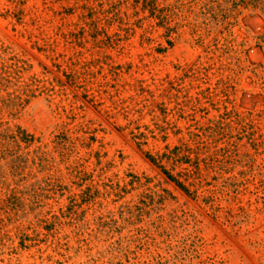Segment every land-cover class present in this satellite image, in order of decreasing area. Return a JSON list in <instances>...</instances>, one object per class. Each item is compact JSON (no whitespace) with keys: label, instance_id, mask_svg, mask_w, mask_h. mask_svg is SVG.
I'll use <instances>...</instances> for the list:
<instances>
[{"label":"rangeland","instance_id":"obj_1","mask_svg":"<svg viewBox=\"0 0 264 264\" xmlns=\"http://www.w3.org/2000/svg\"><path fill=\"white\" fill-rule=\"evenodd\" d=\"M21 2L23 16L16 0H0V66L17 58L27 67L0 91V264H264V0ZM98 52L182 86L200 101L201 125L221 120L237 136L252 171L240 174L244 162L225 175L235 177V199L221 196L215 213L186 194L138 148L135 125L119 130L83 97L63 56ZM20 86L29 92L19 105ZM145 114L139 122L151 123ZM63 133L75 141L69 158ZM78 164L92 179L73 177ZM107 178L133 190L106 196ZM90 186L92 199L83 194ZM144 193L154 210L126 222L122 205Z\"/></svg>","mask_w":264,"mask_h":264},{"label":"trees","instance_id":"obj_2","mask_svg":"<svg viewBox=\"0 0 264 264\" xmlns=\"http://www.w3.org/2000/svg\"><path fill=\"white\" fill-rule=\"evenodd\" d=\"M21 1L16 0L15 14L23 16ZM19 19L22 20L21 17ZM25 25L27 26L26 23ZM28 32L30 36L33 35L31 30ZM77 56L78 53L72 54L66 61L63 56L62 62L66 66L64 75L82 90L86 100L113 120L119 130L125 131L135 125L130 132L132 139L169 180L189 196L201 197L215 213L220 210L216 202L220 201L221 196H229L230 199L237 197L235 177L225 178V175L243 167L244 162L249 169L241 171L240 174H249L252 167L248 164V155L244 154V146L236 140L237 136L228 131L221 120L214 121L213 126L201 125V122L196 120L195 115L200 111L199 99L191 97L182 86L159 75L150 74L149 78L137 76L144 75L141 66L132 62L117 63L110 54L98 52L86 60ZM11 60L13 62L10 64L0 66V91L14 86L16 83L13 81V75L20 78L21 73L27 70L25 62L17 58ZM16 91L18 95L8 93V96H13L14 103L20 105L23 96L28 95L29 89L20 86ZM154 102L156 104L153 106ZM146 112L151 117V123L141 124L139 121L145 118ZM180 122L187 124L186 132L179 126ZM20 133L23 134L24 141H28V135H25L24 131ZM171 134L181 136L177 144L166 143ZM159 142L166 144L154 152L152 149L145 150L146 146H156ZM83 144L88 146L90 142ZM74 146L75 141L63 133V155L72 152ZM68 156L70 154L67 153V158ZM97 158V164L100 165L101 156L98 154ZM85 168V164H78L73 169V177L84 183L93 177V173L86 172ZM105 172L107 166L99 170V176ZM130 177L129 185L135 187L140 179L134 174H130ZM107 180V183H104L105 194L114 196L117 201L133 190L128 189L127 184L121 185L111 178ZM209 187L213 189L208 190ZM209 191H212L215 197L208 196ZM83 194L88 199L96 196L91 186ZM159 198L162 202L165 197L159 195ZM155 203V197L151 193H144L136 203L122 205L121 215L128 223L139 221L154 210Z\"/></svg>","mask_w":264,"mask_h":264}]
</instances>
